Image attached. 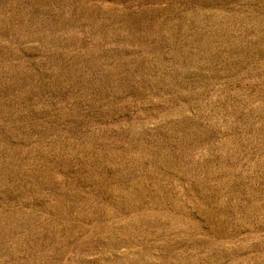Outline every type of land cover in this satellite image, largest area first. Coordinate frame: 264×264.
<instances>
[{
	"label": "rangeland",
	"instance_id": "obj_1",
	"mask_svg": "<svg viewBox=\"0 0 264 264\" xmlns=\"http://www.w3.org/2000/svg\"><path fill=\"white\" fill-rule=\"evenodd\" d=\"M0 264H264V0H0Z\"/></svg>",
	"mask_w": 264,
	"mask_h": 264
}]
</instances>
